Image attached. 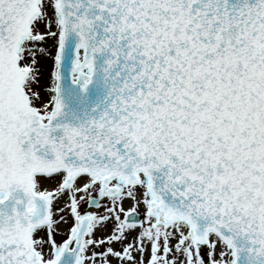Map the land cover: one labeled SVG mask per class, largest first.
<instances>
[{
  "label": "snow or ice",
  "instance_id": "6c2138e0",
  "mask_svg": "<svg viewBox=\"0 0 264 264\" xmlns=\"http://www.w3.org/2000/svg\"><path fill=\"white\" fill-rule=\"evenodd\" d=\"M0 264H264V0H0Z\"/></svg>",
  "mask_w": 264,
  "mask_h": 264
}]
</instances>
